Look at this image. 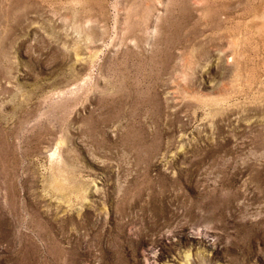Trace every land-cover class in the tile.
<instances>
[{"label": "rangeland", "instance_id": "374dc122", "mask_svg": "<svg viewBox=\"0 0 264 264\" xmlns=\"http://www.w3.org/2000/svg\"><path fill=\"white\" fill-rule=\"evenodd\" d=\"M0 264H264V0H0Z\"/></svg>", "mask_w": 264, "mask_h": 264}]
</instances>
